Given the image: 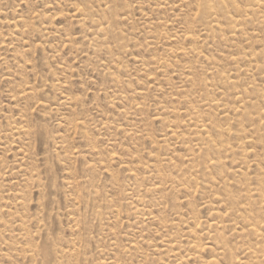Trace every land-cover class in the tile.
Wrapping results in <instances>:
<instances>
[{"label": "rangeland", "instance_id": "1", "mask_svg": "<svg viewBox=\"0 0 264 264\" xmlns=\"http://www.w3.org/2000/svg\"><path fill=\"white\" fill-rule=\"evenodd\" d=\"M196 6L0 0V264H223L229 248L252 264L237 250L264 254V10L214 41L198 36ZM190 30L193 43L181 38ZM195 118L244 135L213 134L210 150ZM253 189L261 196L249 199Z\"/></svg>", "mask_w": 264, "mask_h": 264}, {"label": "bare ground", "instance_id": "2", "mask_svg": "<svg viewBox=\"0 0 264 264\" xmlns=\"http://www.w3.org/2000/svg\"><path fill=\"white\" fill-rule=\"evenodd\" d=\"M197 1V10H195L196 11V17L194 18L195 20H196V23L198 24V25H196L195 26V24H194V26L196 27V28H199V29H197L198 30V32H200L199 34H198V36L199 35H204L205 36V38H208L209 39V37H212V38H214V41H215V39H220V37H219V33H221V32H225V33H227V34H230V35H232L233 34V36H234V34H236V33H241V31H240V29H239V27L240 26H243V25H247L248 24V22H250V20H252V19H250V16L254 13L253 11H254V8H256V9H258V10H264V0H241V2H242V5H243V8H241L243 11L241 12H239V7H238V4H239V2H240V0H196ZM117 3H118V1H117ZM122 5V4H121ZM108 7V6H107ZM119 7V6H118ZM193 7H195V6H193ZM79 8V7H78ZM111 9V8H110ZM119 9H120V7H119ZM119 9H118V11H119ZM77 11H80L79 9H77ZM76 11V12H77ZM107 11H109V9H105V10H103V12H107ZM86 13L88 12V11H85ZM96 12V11H95ZM236 13H239V20H237L236 22H237V24H236V26H233L232 24H233V18L235 17V15H236ZM258 13V12H257ZM79 14V13H78ZM97 14V13H96ZM108 14V13H107ZM117 14V13H116ZM190 15V14H189ZM87 16V15H86ZM126 16V15H125ZM194 16V15H193ZM83 17V16H82ZM107 17H108V15L106 16V20H107ZM110 17V16H109ZM120 17V16H119ZM192 17V16H191ZM86 18V17H85ZM126 18V17H125ZM111 19V18H110ZM117 19H118V17H117ZM121 19V18H120ZM105 20V21H106ZM128 20V19H127ZM191 20H193V19H191ZM117 21H119V20H117ZM116 21V22H117ZM194 21V20H193ZM254 21V20H253ZM109 22H110V20H109ZM109 22H105L106 24H108ZM120 22V21H119ZM177 22V21H176ZM179 22V21H178ZM260 22V21H259ZM258 23V22H257ZM114 24V23H113ZM120 24H121V22H120ZM252 24V23H251ZM109 25V24H108ZM108 25H106V27L108 26ZM98 31V33H99V29L97 30ZM105 31H106V29H104V30H100V32L102 33L101 35H104L105 34ZM109 31H110V29H109ZM193 31H194V29H193ZM191 30H190V32H187V33H185L183 36H181V38L182 39H184L183 41H189L190 43H193V39H194V37H195V33L194 32H192V34H191ZM197 32V33H198ZM109 33V32H108ZM195 34V35H194ZM114 35V34H113ZM119 35H121V34H119ZM197 36V35H196ZM107 37V36H106ZM110 37V36H109ZM108 38V37H107ZM117 38H118V36H117ZM117 38H116V40H117ZM130 41V40H129ZM128 41V42H129ZM204 41H206V40H204ZM117 42H118V40H117ZM155 42V41H154ZM213 42V41H212ZM213 44V43H212ZM153 45V44H152ZM94 47H96V46H94ZM126 47V46H125ZM146 47V46H145ZM195 50L194 49H189V50H185L184 52H182V53H180V54H182V55H186V54H193V52H194ZM178 54V53H177ZM243 60H244V58L243 57H236V58H231L230 60H229V62L231 63V64H233V63H235V64H238V63H241V62H243ZM160 61V60H159ZM158 61V62H159ZM217 61H220V60H217ZM219 63V62H218ZM152 64H158L157 62H152ZM166 65V64H165ZM213 65V64H212ZM216 65V64H215ZM218 65H220V64H218ZM147 66H148V64H147ZM163 67V66H162ZM217 67L218 66H216V67H214V69H211V74H216V71H217ZM222 67V66H221ZM161 68V67H160ZM220 69V68H219ZM234 70V69H233ZM255 70H257V69H255ZM220 71V70H219ZM222 72V71H221ZM247 72V71H246ZM207 74V73H206ZM248 74V73H247ZM208 76H209V74H207ZM206 75V76H207ZM210 77V76H209ZM186 79V78H185ZM226 80V79H225ZM224 80V81H225ZM228 81V80H227ZM227 83V82H226ZM230 84V83H229ZM234 85H236L235 83H234ZM237 87V86H236ZM216 88V87H215ZM229 88H230V86H229ZM217 89V88H216ZM240 90L242 89V87L241 88H239ZM238 89V90H239ZM226 91V90H225ZM234 92H235V90H234ZM243 91L241 90V93H242ZM249 92V91H248ZM239 93V92H238ZM237 94V93H236ZM251 93H248V95H250ZM226 95V94H225ZM235 95V94H234ZM242 95V94H241ZM241 95H240V97H241ZM243 95H244V93H243ZM123 97V96H122ZM224 97V96H223ZM235 97V99H236V97H237V95L236 96H234ZM253 97V96H252ZM252 97H251V99H252ZM242 98V97H241ZM250 98V97H249ZM261 99V98H260ZM187 101V100H186ZM234 101H236V100H234ZM241 101H243V99L241 100ZM253 101V100H252ZM261 101H262V99H261ZM207 102V101H206ZM206 102H204V103H206ZM210 103V102H209ZM40 105V104H39ZM207 105H208V103H207ZM211 105V104H210ZM218 105V104H217ZM238 105V104H237ZM262 105H263V103H262ZM44 106V105H43ZM209 106V105H208ZM246 106H248V104L246 105V103H245V105H244V107H246ZM260 106V105H259ZM39 107H42V105H40ZM243 107V108H244ZM262 107V106H261ZM214 108V107H213ZM192 109V108H191ZM226 110L227 109H229L228 111H230V108L228 107V108H225ZM217 110H219L218 108H217ZM250 111V110H249ZM263 111H264V109H263ZM187 112H188V110H187ZM186 112V113H187ZM194 112V111H193ZM226 112V111H225ZM126 113H128V112H125V115H126ZM130 113V112H129ZM174 113V112H173ZM192 113V112H191ZM196 113H198L197 111H196ZM196 113H195V115H196ZM206 113V112H205ZM260 113H261V111H260ZM181 114V113H180ZM231 114V113H230ZM129 115V114H128ZM261 115V114H260ZM186 116V115H185ZM191 116V115H190ZM251 117H253L252 115H250ZM120 117V116H119ZM189 117V116H188ZM197 117V116H196ZM200 117V116H199ZM240 117V116H239ZM213 118V117H212ZM255 118V117H254ZM227 119V118H226ZM225 119V120H226ZM240 119H241V117H240ZM258 119V118H257ZM264 119V118H263ZM214 120V119H213ZM220 120V119H219ZM218 120V121H219ZM251 120V119H250ZM227 121H229V120H227ZM189 122H190V120H189ZM232 122V121H231ZM243 122V121H242ZM253 122V121H252ZM195 123H198V124H200V125H198L197 127H199L198 129H199V131H197V133H195L196 135H197V138H199V139H201V137H205V138H207V142L208 143H210L211 145H210V150H213L214 149V147L217 145V144H219L218 142H216V140H212V138L214 137V135L213 134H218V135H224V136H231L232 134H234V133H239V134H241L242 136L244 135L243 133H244V131L243 130H235V132H231L230 130H221L220 129V127H218V126H215V122L213 123H211L209 126H207V125H204V123H203V120L202 119H197V118H195ZM80 125V124H79ZM180 125V124H179ZM187 125V124H186ZM189 125V124H188ZM253 125V124H252ZM178 126V125H177ZM181 126V125H180ZM182 127V126H181ZM184 128L186 129V127L184 126ZM232 128V127H231ZM259 128L260 129H263L264 130V122H261L260 124H259ZM191 129V128H190ZM245 129V128H244ZM250 129V128H249ZM248 129V130H249ZM255 129V128H254ZM247 130V131H248ZM175 131V130H174ZM246 131V132H247ZM256 131V130H255ZM254 131V132H255ZM188 133H189V131H187ZM248 133V132H247ZM184 135V134H183ZM187 135V134H186ZM189 135V134H188ZM213 135V136H212ZM245 135H246V133H245ZM169 136L170 135H168V138H169ZM177 136V135H176ZM181 136V135H180ZM180 136H177V137H175V140L174 141H179L178 139V137H180ZM190 136V135H189ZM188 136V137H189ZM199 136H201V137H199ZM254 136V135H253ZM223 139L225 138V137H222ZM253 138V137H252ZM215 139H217V138H215ZM247 139H248V137H247ZM180 140H183L184 141V139L182 138V139H180ZM185 140H186V137H185ZM188 140H190L189 138H187V142H188ZM256 140V139H255ZM183 141H182V143H183ZM186 141H185V143H187ZM190 142V141H189ZM213 142V143H212ZM246 144H247V142H246V140L244 141ZM252 142V141H251ZM181 143V144H182ZM198 143V142H197ZM214 143H216V144H214ZM188 145H189V143H187ZM252 144V143H251ZM193 145V144H192ZM204 145H205V143H204ZM224 145H226V144H223V151L224 152H230V153H232V154H237V155H240V156H243V159H244V156H246L247 154H248V152H246L245 150H243V148L242 147H240V150H239V152H238V149L237 148H234L235 149V151H234V149L233 148H227L226 146H224ZM244 145V144H243ZM187 146V145H186ZM189 146H191V145H189ZM192 147V146H191ZM219 147V146H218ZM217 147V148H218ZM193 148H194V146H193ZM196 148V147H195ZM202 148V147H201ZM190 149V148H189ZM192 149V148H191ZM209 149V148H208ZM219 149V148H218ZM253 149H255L256 150V148H253ZM193 151V150H192ZM199 151V150H198ZM186 153H188V152H186ZM192 153V152H191ZM257 153V152H256ZM193 155H194V153H192ZM198 154V153H197ZM197 154H196V156H197ZM217 154V153H216ZM212 155V154H211ZM252 155V154H251ZM237 157V156H236ZM251 157V156H250ZM212 159V158H211ZM262 159V158H261ZM208 160V159H207ZM260 160V159H259ZM204 161V160H203ZM206 162V161H205ZM234 162H235V160H234ZM248 162H250L249 160H248ZM196 163V162H195ZM236 163V162H235ZM246 164V163H245ZM253 164V163H252ZM259 165H260V162L258 163ZM199 165V164H198ZM243 165V164H242ZM253 166V165H252ZM251 166V167H252ZM149 167H150V165H149ZM191 167V166H190ZM247 167V166H246ZM151 168H152V165H151ZM153 168H155L154 166H153ZM153 168L152 169H150L151 171L153 170ZM202 168V167H201ZM222 168V167H221ZM230 168V167H229ZM253 168V167H252ZM262 168H263V166H262ZM20 169V168H19ZM182 170V169H181ZM154 172H156L155 171V169L153 170ZM211 171V170H210ZM224 171V170H223ZM226 172H227V170H226ZM131 173V172H130ZM188 173V172H187ZM257 173V172H256ZM196 174V173H195ZM206 174V173H205ZM156 175V174H155ZM154 175V176H155ZM187 175H189V174H187ZM252 175V174H251ZM152 176V175H151ZM181 176H183V175H181ZM190 176V175H189ZM218 176V175H217ZM228 176H229V174H228ZM227 176V177H228ZM253 176V175H252ZM262 176V175H261ZM130 177V176H129ZM187 177V176H186ZM226 177V178H227ZM257 177V176H256ZM183 178V177H182ZM191 178V177H190ZM261 178V177H260ZM264 178V177H263ZM177 180V179H176ZM189 180H191V179H189ZM234 180V179H233ZM232 180V177H231V181H233ZM180 181V180H179ZM169 182V181H168ZM174 182H176V181H174ZM173 182V183H174ZM189 181H187V183H188ZM222 182V181H221ZM239 182V181H238ZM245 182V181H244ZM251 182V181H250ZM262 182H264V181H262ZM183 183H185L184 181H183ZM171 184H172V182H171ZM170 185V184H169ZM188 185V184H187ZM191 185V184H190ZM219 185V184H218ZM244 185V184H243ZM136 186V185H135ZM173 186H174V184H173ZM220 186V185H219ZM261 186V185H260ZM181 188H183L182 186H181ZM187 188V187H186ZM185 188V189H186ZM132 189H134V188H132ZM149 189V188H148ZM152 189H154V188H152ZM155 189H157V188H155ZM175 189V188H174ZM242 189V188H241ZM179 190H180V188H179ZM191 190V189H190ZM219 190V189H218ZM240 190V189H239ZM147 191V190H146ZM183 191V190H182ZM209 191V190H208ZM154 192V191H153ZM249 193H248V198L250 199V198H253V197H255V196H261V194L257 191V189H253V190H251V191H248ZM258 192V193H257ZM191 193V192H190ZM189 193V194H190ZM218 193V192H217ZM133 194H134V192H133ZM228 194V193H227ZM236 194V193H235ZM238 194V193H237ZM235 196V198H233L234 200L236 199V198H239V197H237L236 195H234ZM131 197V196H130ZM241 198V197H240ZM223 199H225L224 197H223ZM248 199V200H249ZM234 200H233V203H235L234 202ZM223 201H225V200H223ZM236 201H238V200H236ZM239 201H241V199H239ZM238 201V202H239ZM134 203V202H133ZM144 203V202H143ZM146 203V202H145ZM246 203V202H245ZM144 205V204H143ZM142 205V206H143ZM207 205V204H206ZM206 205H204V206H206ZM251 205V204H250ZM136 206V205H135ZM237 206H238V204H237ZM239 208H240V206H239ZM136 210H138V209H136ZM239 211L240 210H238V212L237 213H239ZM241 212V211H240ZM243 212V211H242ZM263 211H261L260 213H262ZM236 213V214H237ZM246 214V213H245ZM248 214H249V212H248ZM140 215H142V214H140ZM238 215V214H237ZM239 215H240V213H239ZM149 216V215H148ZM264 216V215H263ZM233 217V216H232ZM235 217H236V215H235ZM243 217H244V215H243ZM248 217H249V215H248ZM151 218V217H150ZM149 218V219H150ZM224 219H225V217H224ZM237 219V218H236ZM226 220V219H225ZM244 220V219H243ZM174 225V224H173ZM220 225H222V224H220ZM203 227V226H202ZM214 227V226H213ZM257 227H258V225L257 224H254V225H252V224H248V226H247V230H246V232L249 234H254V235H256V233H257ZM236 229V228H235ZM233 230V229H232ZM244 230V229H243ZM242 231V230H241ZM261 232V231H260ZM219 234V233H218ZM239 234V233H238ZM216 238V237H215ZM261 239H262V241L264 242V235L263 236H261ZM222 243H223V245L221 246L222 248H220L221 250H224V248H225V246H227V244H225V242H223L222 241ZM178 244V243H177ZM192 245H191V247H196V245H195V243H191ZM188 246V245H187ZM200 246V245H199ZM237 246V245H236ZM242 246V245H241ZM240 246V247H241ZM198 247V246H197ZM180 248V247H179ZM204 248H206V247H204ZM227 249V248H226ZM203 251V250H202ZM237 251H241L240 253H239V255H241V256H248V258H251V260H252V264H264V254L263 255H258V251L257 250H237ZM187 253V252H186ZM202 253V252H201ZM232 253V252H231ZM230 253V248H229V254L226 256L227 258H226V260L225 261H222L223 262V264H238L239 262H241V258H239L238 257V253L236 254H231ZM193 254H194V252L192 253V256H193ZM217 255V254H216ZM181 257V256H180ZM222 257V256H221ZM183 258V257H182ZM188 258V257H187ZM244 258V257H243ZM186 259V258H185ZM194 259V258H193ZM114 262V261H113ZM184 262V261H183ZM242 263V262H241ZM114 264V263H113ZM205 264H214L213 262L212 263H209V262H207V263H205Z\"/></svg>", "mask_w": 264, "mask_h": 264}]
</instances>
